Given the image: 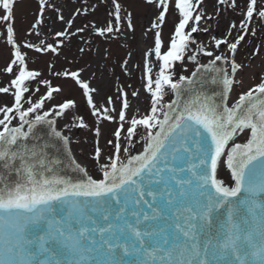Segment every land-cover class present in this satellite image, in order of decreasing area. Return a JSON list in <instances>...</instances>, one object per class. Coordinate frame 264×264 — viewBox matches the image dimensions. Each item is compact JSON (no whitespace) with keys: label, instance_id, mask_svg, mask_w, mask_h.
<instances>
[{"label":"water","instance_id":"water-1","mask_svg":"<svg viewBox=\"0 0 264 264\" xmlns=\"http://www.w3.org/2000/svg\"><path fill=\"white\" fill-rule=\"evenodd\" d=\"M229 85L222 59L198 67L158 113L142 154L100 181L75 165L52 120L9 126L0 264H264V89L229 113ZM245 122L247 145L228 144ZM223 152L228 186L216 177Z\"/></svg>","mask_w":264,"mask_h":264},{"label":"rangeland","instance_id":"rangeland-1","mask_svg":"<svg viewBox=\"0 0 264 264\" xmlns=\"http://www.w3.org/2000/svg\"><path fill=\"white\" fill-rule=\"evenodd\" d=\"M5 4L0 6V128L32 119L35 111L53 118L71 153L95 180L144 146L159 113L147 89V74L160 84V54L171 47L175 25L183 27L185 35L195 31L189 52L198 50V60L184 56L175 66L185 77L198 61L223 56L227 72L236 61L229 106L264 81V0H197L193 16L180 23L177 0H13L11 8ZM177 79L172 77L170 83L177 84ZM24 80L28 89L21 95ZM165 90L168 100L170 86ZM66 99L82 107L56 114V106ZM243 136L244 131L236 141L242 143ZM218 169L217 178L228 186L225 160Z\"/></svg>","mask_w":264,"mask_h":264},{"label":"trees","instance_id":"trees-1","mask_svg":"<svg viewBox=\"0 0 264 264\" xmlns=\"http://www.w3.org/2000/svg\"><path fill=\"white\" fill-rule=\"evenodd\" d=\"M12 1L13 0H0V6L2 5L3 2H6V5H7L6 7L11 8ZM196 3H197V0H180V7L179 8H180L181 14L186 15V14L194 13ZM191 42H192V37L190 36L188 40L182 41L180 43L178 50H177V53L175 54L176 60L174 62L172 60V63L168 68L169 70L167 69V71L170 72L172 70L173 66H176L177 62L181 61L184 56L186 57V59H189V60H195V61L198 60V58H199L198 50L195 49V50H193L192 53L189 52L190 51L189 45ZM174 73H175V75H177V74L179 75V72L177 69L175 70ZM182 76H183V74L180 73V75L177 77L180 78ZM27 77H29V76H27ZM150 81L152 84L153 80L151 79ZM27 85H28V81L27 80L23 81V88L26 92L28 89ZM159 89H160V92H158L156 97H155V100H156L155 103H157V107H155V108H157L158 112L161 114L163 105H164L165 100L168 96L167 95L168 91L166 92L164 87H161ZM78 107H82V106L78 105V103L75 100H70V101L64 100L61 104L56 106V109H57L56 114L62 113L63 111H65L67 109H72L75 111ZM39 115H40V113L35 111V116H39ZM20 118L24 119L23 116H21V115H20ZM135 131H136L135 133L140 132V130L138 128Z\"/></svg>","mask_w":264,"mask_h":264},{"label":"bare ground","instance_id":"bare-ground-1","mask_svg":"<svg viewBox=\"0 0 264 264\" xmlns=\"http://www.w3.org/2000/svg\"><path fill=\"white\" fill-rule=\"evenodd\" d=\"M224 62H225V64H226V61L224 60ZM223 64V63H222ZM28 120H31V119H28ZM27 120V121H28ZM55 120L54 119H52V123H53V126L55 127V129L57 130V132L59 133V134H61V135H64L63 133H62V131L61 130H59L57 127H56V125H55ZM242 129H245V126H244V124H242L241 125V127H240V130H242ZM66 137V136H65ZM238 137V134L236 133V134H234L233 135V137L231 138V140H230V142L228 143V144H234L235 142H236V138ZM66 141H67V144H68V147H69V143H68V139L66 138ZM228 144H227V146H226V148H225V150H228ZM69 151H70V149H69ZM71 152V151H70ZM72 159H73V161H74V163H75V165L80 169V170H82V171H84L85 172V170H83V166H82V164L80 163V161H78L76 158H75V156L72 154ZM225 160V158H224V153H223V155H222V157L220 158V161H219V166L223 163V161ZM86 173V172H85ZM218 173H219V169L217 170V175H218ZM87 177H89L90 178V176L86 173L85 174ZM218 178H219V176H218Z\"/></svg>","mask_w":264,"mask_h":264},{"label":"flooded vegetation","instance_id":"flooded-vegetation-1","mask_svg":"<svg viewBox=\"0 0 264 264\" xmlns=\"http://www.w3.org/2000/svg\"><path fill=\"white\" fill-rule=\"evenodd\" d=\"M251 50H252V47H251ZM251 50H250V52H251ZM245 52L248 54V51H247V50H246ZM250 52H249V53H250ZM249 58H250V59H253V58H254L253 54H251V55L249 56ZM231 90H232V88H231Z\"/></svg>","mask_w":264,"mask_h":264}]
</instances>
